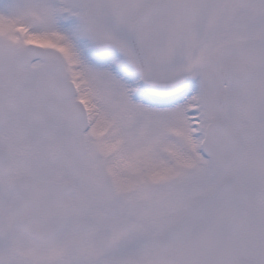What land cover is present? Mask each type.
I'll use <instances>...</instances> for the list:
<instances>
[{
	"label": "snow or ice",
	"instance_id": "snow-or-ice-1",
	"mask_svg": "<svg viewBox=\"0 0 264 264\" xmlns=\"http://www.w3.org/2000/svg\"><path fill=\"white\" fill-rule=\"evenodd\" d=\"M0 264H264V0H0Z\"/></svg>",
	"mask_w": 264,
	"mask_h": 264
}]
</instances>
